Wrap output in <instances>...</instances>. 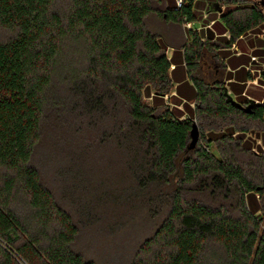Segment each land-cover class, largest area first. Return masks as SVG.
Instances as JSON below:
<instances>
[{"label": "trees", "instance_id": "16d2710c", "mask_svg": "<svg viewBox=\"0 0 264 264\" xmlns=\"http://www.w3.org/2000/svg\"><path fill=\"white\" fill-rule=\"evenodd\" d=\"M211 1L226 7L217 43L186 29L182 56L169 57L149 25L154 4H166L161 19L184 26L199 20L203 1L0 0V264H96L73 250L79 226L34 163L43 128L63 117L72 144L96 127L118 163L120 146L130 199L169 208L131 264H264V150L257 156L234 132L205 134L188 149L194 115L264 124V105L243 96L255 60L230 51L264 25V0ZM207 53L231 67L229 92L201 76ZM152 90L163 106L145 102ZM71 153L63 147L60 165L53 149L49 160L55 180L65 185L66 173L75 187L83 173L78 158H64ZM102 186L99 198L123 194Z\"/></svg>", "mask_w": 264, "mask_h": 264}, {"label": "rangeland", "instance_id": "374dc122", "mask_svg": "<svg viewBox=\"0 0 264 264\" xmlns=\"http://www.w3.org/2000/svg\"><path fill=\"white\" fill-rule=\"evenodd\" d=\"M154 6L159 14L166 9V4L161 2L155 3ZM157 13L151 15L149 25L164 35L169 55L173 50H183V46L188 43L185 25L169 24L166 20L161 19V15ZM215 17L216 15L213 18ZM198 26V24H195V27ZM248 39L244 38L238 41L237 43L240 48L236 46L231 49V52L238 54L245 51L244 49L248 47L247 45L251 46ZM218 51L220 50L218 49ZM218 51L216 50L217 53ZM181 52L183 54V51ZM207 54L201 60V76L209 79L215 75L222 80L223 86L229 92L230 84L228 77L230 70L226 66L225 61L221 58L217 60L211 54ZM263 62V59H255L250 65L251 69L249 68V70H253V73L256 71V75L259 76L257 70L264 68ZM263 78L261 75V80ZM255 80L258 82V85H256L257 83L249 82L246 87L247 94L244 96L248 101L260 104L261 102L253 99L250 93L264 94V83L260 82L259 78ZM151 93V97L146 96L144 98L145 102L149 105L163 106V102L152 100V97L157 95L155 90H152ZM176 94L173 91L171 95L175 96ZM170 96L164 98L165 104L171 101L169 99ZM179 101V99L173 100L171 106L176 105ZM179 108L183 107L180 106ZM61 120L63 124L65 123L61 127L56 126V128H53L51 119V124H47L43 128L42 141L37 149L34 163L43 172L48 186L53 190L56 189V199L74 215L75 222L79 226L80 233L77 241L73 244V250L83 254L86 259L94 261L96 264H131L138 247L145 239L153 235L165 219L169 208L163 206L159 208V205L153 200L154 198L152 200L150 198L145 203L143 199H139L140 197H133L132 199L128 197V181L132 178L124 172V166L121 163L123 158L121 156L123 154L120 146L116 144L117 149H119L117 156L120 163H118L115 153L105 150L110 148L108 142L104 140L102 130L99 131L96 127H93L85 135L86 137L82 136V134L77 135L75 138H78L76 141L78 143L72 144L74 135H69L73 131L69 125L70 122H66L64 117ZM240 120L235 122L233 118L219 120L199 118L194 115V123L197 124L199 132L201 131L202 133H200L197 146H200L201 138L205 134L234 132L233 136H242L243 142L249 143L253 147V152L257 153V156H262V151L264 150V124L258 122L249 124L244 119ZM211 129H215V131ZM244 129L247 130L245 133L242 131ZM100 134L102 136L99 138ZM59 139L61 142L59 144L60 148L56 147ZM63 147L65 150L72 152L71 155L64 158L79 159V168L82 169L81 172L83 174L78 178V183H75V187L66 173L64 177L65 185L60 184L59 179H57L58 182L55 180L57 176L56 169L49 159L53 158V149H55L57 156L53 161H57L62 165L61 156ZM64 158L63 161L66 170H68L71 167V162L69 159ZM102 182H105V188L101 185ZM95 186H102L105 192L111 189L114 193L117 191L123 194L119 200L112 202L110 199L105 198V196L103 198L97 197L94 191ZM99 194L102 195V191H99ZM133 201L137 202L133 208L132 205L126 207L123 203L131 204Z\"/></svg>", "mask_w": 264, "mask_h": 264}, {"label": "crops", "instance_id": "0c3cea01", "mask_svg": "<svg viewBox=\"0 0 264 264\" xmlns=\"http://www.w3.org/2000/svg\"><path fill=\"white\" fill-rule=\"evenodd\" d=\"M198 1H203V3H206V4H205V7H204L203 10L197 11L198 12V16H199V20L194 22V23H192V28H195V29L198 28L197 30H199L202 33V36L204 37L205 41H209L207 39V32L206 31H207V29L211 28L214 31V33H215V38L212 41H218L219 40L218 38H220L222 36L221 33L223 32L222 31V26L219 24L220 15L226 10V7L225 6L224 7H219V5L216 2H212L211 0L210 1L198 0ZM215 15H216V17L213 18ZM195 24H198L199 26L195 27ZM223 36L227 37L228 35L224 34ZM244 38H249L248 41H250L251 46L247 45L248 47L246 49H244L245 51H243L242 53L234 54L232 52L231 56H234V58H240V56L244 55V56H247V57H252L253 60L260 58V59H263V61H264V53L255 54L256 50H264V25H262L261 28L256 31V33L248 34L247 36H244L243 38H241L239 41L243 40ZM236 46L237 47L239 46L238 43L236 45H233L230 48V51H231V49H233ZM238 48H240V46ZM173 52H174V50L171 52L170 55L168 53L169 57H172ZM178 54L180 56H182V52L179 51V50H178ZM223 60L226 63V60L225 59H223ZM253 62L254 61H252V63ZM252 63H250L248 65V67H246L247 68L246 70L248 72L250 71L249 68H250V65ZM226 66H227V64H226ZM173 68H174V66H173ZM183 68L185 69V67H183ZM228 69L231 71V67H228ZM262 70H264V68H259L257 70L259 72V76L256 75V71L254 73L252 72L253 70L250 71V72H252L251 74L254 75V78H253V80L248 81L246 83L245 87H247V84L249 82L257 83L256 85H258V82L255 80L256 78H259L260 79L259 81L262 82V80H261ZM182 71L185 72V70H182ZM246 91L247 90L245 88L243 96L244 95L246 96V94H247ZM250 96L253 99L257 100V101L259 100L261 102L260 103L261 105H264V103H263L264 102V94H257V93L253 92V93H250Z\"/></svg>", "mask_w": 264, "mask_h": 264}, {"label": "water", "instance_id": "95a60500", "mask_svg": "<svg viewBox=\"0 0 264 264\" xmlns=\"http://www.w3.org/2000/svg\"><path fill=\"white\" fill-rule=\"evenodd\" d=\"M206 32H207V39L209 41L214 40V38H215L214 31L211 28H209V29H207ZM250 108H251V106L248 107V110H250ZM199 136H200V133H199L198 126L196 123H193L192 129L190 132L191 142H190V145L188 147L189 150H193L197 146V144L199 142Z\"/></svg>", "mask_w": 264, "mask_h": 264}, {"label": "built area", "instance_id": "2783aa9c", "mask_svg": "<svg viewBox=\"0 0 264 264\" xmlns=\"http://www.w3.org/2000/svg\"><path fill=\"white\" fill-rule=\"evenodd\" d=\"M179 5H181V2L182 0H177ZM185 28L186 29H191L192 28V24L191 23H188V22H185Z\"/></svg>", "mask_w": 264, "mask_h": 264}]
</instances>
